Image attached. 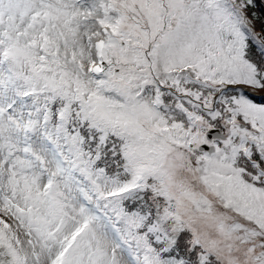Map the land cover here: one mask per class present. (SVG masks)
Returning <instances> with one entry per match:
<instances>
[{"label":"snow or ice","instance_id":"obj_1","mask_svg":"<svg viewBox=\"0 0 264 264\" xmlns=\"http://www.w3.org/2000/svg\"><path fill=\"white\" fill-rule=\"evenodd\" d=\"M0 264H264V0H0Z\"/></svg>","mask_w":264,"mask_h":264}]
</instances>
